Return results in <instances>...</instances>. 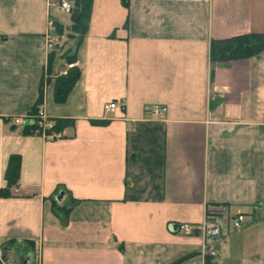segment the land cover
Listing matches in <instances>:
<instances>
[{
  "label": "crops",
  "instance_id": "crops-1",
  "mask_svg": "<svg viewBox=\"0 0 264 264\" xmlns=\"http://www.w3.org/2000/svg\"><path fill=\"white\" fill-rule=\"evenodd\" d=\"M58 2L0 0V190L20 162L0 264H264V49L210 59L212 41L264 40V0H92L71 53L52 49L71 25ZM66 53L80 76L57 104ZM35 106L61 139L23 133ZM53 201H75L65 222ZM208 210L246 218L214 258L176 231Z\"/></svg>",
  "mask_w": 264,
  "mask_h": 264
},
{
  "label": "trees",
  "instance_id": "trees-1",
  "mask_svg": "<svg viewBox=\"0 0 264 264\" xmlns=\"http://www.w3.org/2000/svg\"><path fill=\"white\" fill-rule=\"evenodd\" d=\"M72 2L71 12H70V21L71 25L68 27V38L74 40L77 38V44H80L83 38L87 33L88 21L92 8V0H70ZM129 0H122V3L125 7L128 6ZM55 32L57 35L62 36L63 30L61 26H56ZM264 49V40L259 35H244L238 36L227 40L212 41L210 44V59L216 62L223 61H233L240 59L251 58ZM54 51H51L49 54L50 60L55 57ZM67 58L68 63H73L75 60L74 57L64 54ZM80 76V70L75 68L69 72L65 77H57L55 80V89H54V101L57 104L63 103L72 89L73 85ZM42 92L39 95V100L37 105L41 104ZM34 107L32 112L29 114V117L33 120L32 125H27L24 129V134L33 135L32 129L34 128V118L33 116L39 109V107ZM56 128H59L64 122L56 121ZM19 158L11 157L8 162L5 180L7 186L5 189L0 190V198H5L10 196V189L16 188L19 178ZM75 204V201L71 202V206ZM70 205L58 206L56 202L53 201V212L57 217H59L62 222L66 221L69 210L71 209ZM28 245H33V242H25Z\"/></svg>",
  "mask_w": 264,
  "mask_h": 264
},
{
  "label": "built area",
  "instance_id": "built-area-1",
  "mask_svg": "<svg viewBox=\"0 0 264 264\" xmlns=\"http://www.w3.org/2000/svg\"><path fill=\"white\" fill-rule=\"evenodd\" d=\"M57 7L65 14L71 12L69 0H59ZM48 24L53 27L52 21H49ZM76 66V63L67 64L65 68L58 71L56 77L67 76ZM114 108L115 104L113 103L105 106V110H113ZM150 111L153 115L160 117L163 116L165 109L156 106L151 108ZM33 118L34 128L31 131L33 135H37L46 141H54L63 137L61 133L55 131L54 121L48 118L41 108L37 110ZM11 122L13 125H19L22 123V119L13 118ZM245 223L246 218L242 214L230 216L221 210H208L205 219L201 223H181L176 226V231L182 236L200 239L203 250L208 251L209 255L214 258L215 254L211 251V247L216 243L223 242L231 233L240 231Z\"/></svg>",
  "mask_w": 264,
  "mask_h": 264
},
{
  "label": "rangeland",
  "instance_id": "rangeland-1",
  "mask_svg": "<svg viewBox=\"0 0 264 264\" xmlns=\"http://www.w3.org/2000/svg\"><path fill=\"white\" fill-rule=\"evenodd\" d=\"M70 4L72 5V2L70 1ZM63 17L66 19L67 25L70 22V15L69 14H65L63 12ZM68 28L65 29L64 33L62 36H58V38L54 41L53 47L52 49H56V50H60L58 53H62L64 50H70V53L72 52V50L74 49L76 43H77V38L72 40L70 38H68ZM70 34V33H69ZM69 53V54H70ZM67 55H69L68 53H66Z\"/></svg>",
  "mask_w": 264,
  "mask_h": 264
},
{
  "label": "water",
  "instance_id": "water-1",
  "mask_svg": "<svg viewBox=\"0 0 264 264\" xmlns=\"http://www.w3.org/2000/svg\"><path fill=\"white\" fill-rule=\"evenodd\" d=\"M57 200H59V197L57 198Z\"/></svg>",
  "mask_w": 264,
  "mask_h": 264
}]
</instances>
